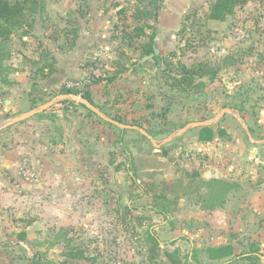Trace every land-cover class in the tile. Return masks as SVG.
<instances>
[{
    "label": "rangeland",
    "instance_id": "374dc122",
    "mask_svg": "<svg viewBox=\"0 0 264 264\" xmlns=\"http://www.w3.org/2000/svg\"><path fill=\"white\" fill-rule=\"evenodd\" d=\"M152 1L134 0L126 6L127 12L143 23L135 17L137 9ZM249 1L257 5L252 17L235 16L227 28L219 30L205 24L202 9L187 11L171 45L160 44L164 51L158 55L161 66L149 55L143 62L142 52L130 56L121 51L123 56L119 64L114 62L116 73L112 74V58L104 65L98 60L101 74L92 82L98 77L109 82L113 75L115 80L114 94L105 100L108 86L102 87L103 98L95 104L120 124L105 120L74 96L57 100L67 94L66 82L81 78L69 77L57 91L39 93L33 101L35 109L54 99L61 104L53 102L46 111L20 123L12 120L26 112L6 111L0 93V126L27 131L47 118L55 131L65 124L72 131L83 129L89 134L86 142L93 162L104 164L89 165V192L83 202H73L75 210L82 211L78 220L71 223L61 218L62 225L56 223L40 234L30 256L15 248L20 262L171 264L166 253L172 251L180 264H216L209 261L206 250L226 241L239 243L238 252L254 248L264 255V202L258 204L254 197L264 180V144L253 142L264 139V0ZM134 32L127 33L122 48L141 44L131 36ZM123 63L130 65L123 68ZM182 64L204 65L208 74L191 83L181 82ZM135 67L137 72L123 73ZM213 70H217L214 79ZM29 77L35 81L29 92L33 98L45 83L38 81L49 76L33 70ZM70 90L78 96L85 91ZM200 123L214 129L211 141L200 143ZM247 131H252L251 138ZM103 135L105 147L97 151L96 137ZM30 152L22 154L20 171L23 165L37 166ZM231 165H235L234 174L226 173ZM215 175L244 182V186L232 198L226 197L225 190L216 195L219 186L211 184ZM25 193L30 202L32 192ZM62 204L73 208L69 201ZM151 232L159 235L161 245L155 244ZM81 253L85 258L80 260Z\"/></svg>",
    "mask_w": 264,
    "mask_h": 264
},
{
    "label": "crops",
    "instance_id": "0c3cea01",
    "mask_svg": "<svg viewBox=\"0 0 264 264\" xmlns=\"http://www.w3.org/2000/svg\"><path fill=\"white\" fill-rule=\"evenodd\" d=\"M133 1L43 0L41 4L43 9L40 7L38 11L29 14L30 25L15 31L5 43V51L0 58L1 100L5 101L2 91H9L11 96L9 109L12 108L14 112H28L35 109L36 104L33 101L38 100L36 96L42 91L51 89L57 91V88H60L63 81L69 77L86 79L91 68L96 64L91 60L96 62L101 60L104 65L112 58L109 68L114 70L112 73L114 74L116 73L114 62L119 64L122 56L119 52L125 51L130 56L143 52L142 44L146 43L152 34L150 29L155 32L154 43L158 55H164L161 42L171 45L169 43L171 38H175V32L183 25L189 10L202 9L206 15L205 24L210 29L219 30L226 27L235 16L243 19L252 17L254 14L252 12L257 8L256 4L248 1L245 5L237 7L226 19L216 20L208 18L212 0H162L157 17L145 19L143 23L138 24L130 15L131 12L129 14L127 12L126 6ZM249 21L250 19L247 23ZM138 25L144 30L141 35L136 34ZM133 30L135 32L131 36L134 40L139 39L141 44L132 46L128 43L122 48L123 41L126 40L125 36ZM141 58L144 62L148 57L142 55ZM129 65V63L125 64V67ZM41 68H45L49 77L45 79L41 77L42 80L38 82L45 81L44 85L38 92L33 93V98H29V92L35 84L29 75L33 70H38L39 73ZM136 69L137 67L125 69L123 73L137 72ZM113 84L104 80L87 83L84 92L88 91L94 102L98 103L99 98L103 96L102 87L108 86L106 92H103L106 96L105 100L114 94ZM55 104L61 103L55 102ZM6 125L0 126V264H18L17 262L27 264L24 260L20 262V257L15 256L13 252L15 248H22L25 254L30 256L36 243L39 242L38 237L45 230L55 226L56 223L62 225L63 218L67 221L69 219L71 223L76 222L79 218L78 214L82 211H76L74 206L77 205H73L75 204L73 202H83L89 192L90 183L87 179L89 165L104 164L93 162L90 143L86 142L89 134L86 135L81 128L72 131L70 125L65 124L62 130L55 131L52 122L49 123L47 118L35 122L33 126H28L27 131L26 129L16 131L5 127ZM256 131L258 132V128ZM251 132L247 131L250 138L253 136ZM96 139V143H93L95 149L97 151H100V148L104 149V135L97 136ZM253 142L258 145L264 144V139L254 138ZM27 151H33L30 153L35 165L38 166L35 168L40 174L38 183H32L18 169L21 156ZM235 169V165H231L226 173L229 171L233 173ZM22 177L29 180L31 185H28ZM211 178V184L219 186L215 188L216 195L225 190L227 198L235 197L239 192L238 188L244 186V182L231 180L228 176L224 178L215 175ZM28 190L32 192L30 202L25 193ZM254 195L258 204L264 202V180L259 184V190L257 189ZM67 201L72 203V209H67V206L62 204ZM157 236L159 238L158 234ZM175 243L176 248L180 246L179 240ZM225 244H232L234 254L222 259L211 258L208 254L209 261L217 262L216 264H223L225 261L226 264L264 262V255L261 254L258 259L235 258L234 255L241 253L237 251L239 243L235 241H226L210 247ZM256 246L259 248L258 245ZM28 261V264H33V260Z\"/></svg>",
    "mask_w": 264,
    "mask_h": 264
},
{
    "label": "trees",
    "instance_id": "16d2710c",
    "mask_svg": "<svg viewBox=\"0 0 264 264\" xmlns=\"http://www.w3.org/2000/svg\"><path fill=\"white\" fill-rule=\"evenodd\" d=\"M249 0H212L210 4V11L208 14L209 19H216V20H224L229 15L233 14L237 7L245 5ZM162 0H153L149 5L144 9H137V13L135 17L137 19L145 20L156 18L158 12L161 8ZM43 4V0H0V58H2L5 43L8 42L10 36L15 32L18 31L20 28L24 27L25 25H30L29 23V13L38 11ZM43 9V7H41ZM149 27V26H148ZM152 28V26H150ZM136 34L141 35L143 34L144 30L139 25L136 27ZM155 32H152L148 41L142 44L143 54L144 56L149 55L151 59H153L154 63L158 66H161L158 59L157 48L154 43ZM123 56V55H122ZM147 57V56H146ZM123 68L125 64H120ZM204 65H199V67H189L187 65L182 64V73H181V82H188L191 83L198 77H202L207 75L208 71L204 68ZM45 68H41L39 73L43 75H47ZM217 75V70H213L212 79H214ZM112 82L115 80V75L108 77ZM103 81L102 77H98L94 79V83H98ZM67 94L75 95L77 92L71 91L70 89L66 90ZM83 97L91 101L95 104L92 96L88 91L84 92ZM82 104V103H81ZM83 106H86L82 104ZM96 105V104H95ZM87 107V106H86ZM216 133L214 129L207 125L203 126L199 131V140L200 141H211L215 137ZM151 237L154 239L156 245H160V240L158 236L151 232ZM207 252L211 258L215 259H222L226 257H230L234 254V248L232 244H225L218 247H208ZM169 261L171 264H180L181 259L175 256V253L172 251H168L166 253ZM79 259H84L85 254L81 253L78 255ZM260 254L256 249H252L251 251H245L239 254L234 255L235 258H247V259H258L260 258ZM225 261L223 264H226Z\"/></svg>",
    "mask_w": 264,
    "mask_h": 264
},
{
    "label": "water",
    "instance_id": "95a60500",
    "mask_svg": "<svg viewBox=\"0 0 264 264\" xmlns=\"http://www.w3.org/2000/svg\"><path fill=\"white\" fill-rule=\"evenodd\" d=\"M146 60V58L144 59ZM3 95L5 97V101L3 102V104L5 105V110H9V108L11 107V96H10V92L9 91H5L3 92ZM70 94H65L63 95L61 98L63 97H69ZM74 96L80 103L86 105L89 109L93 110L95 113L99 114L101 117H103L105 120L110 121V122H114V123H118L120 124L118 121H115L109 117H107L95 104H93L91 101H89L88 99L84 98L83 96H78V95H71ZM56 99L49 101L48 103H46L45 105L41 106L38 109L32 110V111H28L26 113L21 114L20 116L15 117L12 120V123H18V122H22L34 115H36L37 113L43 112L46 109H48L53 102H55ZM200 125H209V123H200Z\"/></svg>",
    "mask_w": 264,
    "mask_h": 264
},
{
    "label": "built area",
    "instance_id": "2783aa9c",
    "mask_svg": "<svg viewBox=\"0 0 264 264\" xmlns=\"http://www.w3.org/2000/svg\"><path fill=\"white\" fill-rule=\"evenodd\" d=\"M100 64L102 65L103 63L101 62ZM100 64L98 62L91 68V71L87 75L86 79H80L78 81L76 80L68 81L65 83L66 87L68 89H75L79 91L80 93L83 92L87 83H91L95 76H100L101 74L100 66H99ZM21 173L24 177L29 179L32 183H38L40 180V174L38 173L37 169L32 165H23L21 167Z\"/></svg>",
    "mask_w": 264,
    "mask_h": 264
}]
</instances>
